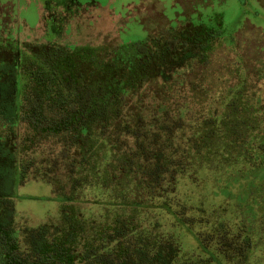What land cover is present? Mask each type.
Segmentation results:
<instances>
[{"label":"rangeland","instance_id":"obj_1","mask_svg":"<svg viewBox=\"0 0 264 264\" xmlns=\"http://www.w3.org/2000/svg\"><path fill=\"white\" fill-rule=\"evenodd\" d=\"M204 27L220 29L206 58L167 68L163 44ZM9 42L21 86L45 47H90L107 62L148 45L116 112L82 137L26 122L20 109L12 199L23 250L28 229L74 213L79 249L122 219L132 233L172 236L177 262L264 264V0H0ZM9 130L0 120V137Z\"/></svg>","mask_w":264,"mask_h":264},{"label":"trees","instance_id":"obj_2","mask_svg":"<svg viewBox=\"0 0 264 264\" xmlns=\"http://www.w3.org/2000/svg\"><path fill=\"white\" fill-rule=\"evenodd\" d=\"M219 34V28L204 27L190 37L164 43L158 56L174 70L192 58H206ZM134 45L121 47L107 62L91 59L90 47L74 52L45 47L41 56L31 61L21 86L15 44H0V120L10 128L9 135L0 137V264H212L208 256L177 262L180 247L172 236L157 237L144 230L132 233L122 219L102 231L100 237L85 239L79 249L85 225L74 213L65 214L63 225L42 224L28 229L27 250L19 243L12 195L17 181L14 129L21 118L20 109H24L26 122L54 132L75 131L82 137L94 123L111 118L123 91L137 80L136 69L143 64L139 59L148 45ZM85 62L93 66L91 71L85 72ZM219 243L225 249L229 245Z\"/></svg>","mask_w":264,"mask_h":264}]
</instances>
